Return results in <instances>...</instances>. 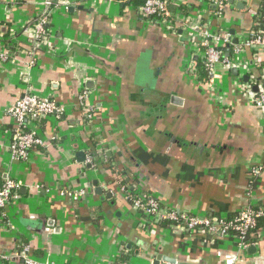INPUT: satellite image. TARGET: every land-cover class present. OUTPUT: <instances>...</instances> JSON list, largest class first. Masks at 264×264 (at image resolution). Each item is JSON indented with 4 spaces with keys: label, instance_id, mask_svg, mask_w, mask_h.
<instances>
[{
    "label": "crops",
    "instance_id": "crops-1",
    "mask_svg": "<svg viewBox=\"0 0 264 264\" xmlns=\"http://www.w3.org/2000/svg\"><path fill=\"white\" fill-rule=\"evenodd\" d=\"M171 1L195 4L191 21L197 8L209 17L197 0ZM262 3L227 0L211 25L242 41ZM42 20L47 43L33 54ZM0 47L11 55L0 62V187L19 183L13 206L0 208L12 217L6 229L0 219L1 264H25L15 257L21 242L36 264H264V224L245 250L142 226L115 182L124 171L163 206L199 218L263 206L264 113L236 95L237 73L218 71L212 95L184 73V34L142 20L128 0H0ZM25 94L53 99L63 114L31 124L44 145L21 163L9 150L8 112ZM84 106L95 109L91 135ZM62 188L85 194L74 201Z\"/></svg>",
    "mask_w": 264,
    "mask_h": 264
},
{
    "label": "built area",
    "instance_id": "built-area-1",
    "mask_svg": "<svg viewBox=\"0 0 264 264\" xmlns=\"http://www.w3.org/2000/svg\"><path fill=\"white\" fill-rule=\"evenodd\" d=\"M197 1L201 7L206 2L212 5L213 10H209V17L203 18L204 12L199 8L196 9L195 14L198 15L194 17L196 18L194 21H191L189 16L181 18L177 13L174 16L168 9L169 5H173L171 0L169 2L143 0V4L137 8V15L168 33L184 34L190 51L184 73L189 79L199 82L197 59L201 58L209 76L205 86L207 91L216 97L219 94L218 89L211 84V79L218 71L228 72L235 69L237 75L232 81L236 85V95L244 97L249 104L264 113V6L254 13V22L248 37L240 41L227 31L211 25L212 21L223 18L226 9L224 0ZM157 17L159 20H156ZM44 23V20L40 21L31 36L33 54V51L46 46ZM234 39L236 44H231ZM227 45H230V50L228 56H225ZM247 50L251 52V56L249 60H244L242 56ZM10 57L9 51L0 47V62H6ZM244 77H247V80H244ZM254 86L258 87L256 92L253 91ZM85 98L86 96L83 95L80 99ZM81 110L84 127L90 128L94 123L95 109L92 106H84ZM8 114L15 123L9 145L12 159L28 163L36 151L35 148L44 145V140L30 128L31 124L40 123L48 117L59 118L63 114V109L53 99H42L32 94H25L14 103ZM87 163H91L90 158ZM110 164L113 166V163ZM255 172L254 169L251 170L252 174ZM115 177L120 181L118 183L120 195L130 204V209L138 214L142 226L165 224V227L189 237H200L210 242L231 240L240 250L255 245L248 234L255 228L258 219L264 220V205L244 207L231 221L214 217L199 218L163 206L156 197L145 193L124 171L116 174ZM18 187V182L9 180L0 187V208L13 206V195ZM84 194V190L70 191L64 188L59 192L60 196L74 201L79 200ZM0 219H2V228L6 229L11 225L12 217L7 218L4 212L0 213ZM20 249L15 252L16 258L23 260L25 264H36L29 257V248L22 242ZM7 259L0 255V264Z\"/></svg>",
    "mask_w": 264,
    "mask_h": 264
},
{
    "label": "trees",
    "instance_id": "trees-1",
    "mask_svg": "<svg viewBox=\"0 0 264 264\" xmlns=\"http://www.w3.org/2000/svg\"><path fill=\"white\" fill-rule=\"evenodd\" d=\"M129 1V5L132 6L133 9L137 10L138 7H140L142 4H143V0H128ZM163 1H166V2H169L170 0H163ZM226 6H227V0H224ZM195 5V4H194ZM192 3H180L178 5H169V10L170 12L175 16L176 13L181 17V18H184V17H187L189 15V13L191 12L193 6H194ZM199 6V4H198ZM264 6V0H263V3L261 5V7L259 8V10ZM201 7V6H199ZM202 7H205L206 10H213V7L211 4H208V2L205 3L204 6ZM258 10V11H259ZM224 15H225V12H224ZM156 20H159V17L156 18ZM30 44V41L28 40V43L27 45ZM29 46V45H28ZM203 51L205 49H202ZM197 74H198V80L199 82H207L208 79H209V76H208V73H207V70L204 68V64H203V61L201 60V58H198L197 59ZM89 128H85V133H87L88 135H91L92 133H88L87 130ZM235 216V215H234ZM228 218L227 220L231 221L233 218ZM264 224V220L263 219H258L256 221V226L254 229H252L249 234H248V237L254 241L256 240V233L258 231V229H260L262 227V225ZM148 225V224H147ZM159 226H161L162 228H165V224H160ZM128 261V258H124V257H116L114 259V262L113 264H124L125 262Z\"/></svg>",
    "mask_w": 264,
    "mask_h": 264
},
{
    "label": "water",
    "instance_id": "water-1",
    "mask_svg": "<svg viewBox=\"0 0 264 264\" xmlns=\"http://www.w3.org/2000/svg\"><path fill=\"white\" fill-rule=\"evenodd\" d=\"M231 33V36H233V31L230 32ZM231 44H236V40H232V43ZM229 50H230V45H227L226 49H225V53L226 55L225 56H228V53H229ZM232 73L236 74L237 71L235 69H232L231 70ZM244 80H247V77H244ZM258 90V87L257 86H254L253 87V91H257ZM98 194H101V189H97L96 190ZM161 257H158L157 258V261H155L153 264H159V261H160ZM164 263L163 264H177L175 260H172V259H168V258H164L163 259ZM182 264V263H180Z\"/></svg>",
    "mask_w": 264,
    "mask_h": 264
},
{
    "label": "rangeland",
    "instance_id": "rangeland-1",
    "mask_svg": "<svg viewBox=\"0 0 264 264\" xmlns=\"http://www.w3.org/2000/svg\"><path fill=\"white\" fill-rule=\"evenodd\" d=\"M87 132L88 133H93V130L91 129V128H89L88 130H87ZM116 183H120L119 181H115Z\"/></svg>",
    "mask_w": 264,
    "mask_h": 264
}]
</instances>
